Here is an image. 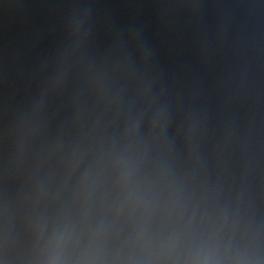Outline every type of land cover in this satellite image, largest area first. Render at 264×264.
<instances>
[{"label": "water", "instance_id": "1", "mask_svg": "<svg viewBox=\"0 0 264 264\" xmlns=\"http://www.w3.org/2000/svg\"><path fill=\"white\" fill-rule=\"evenodd\" d=\"M0 264H264V0H0Z\"/></svg>", "mask_w": 264, "mask_h": 264}]
</instances>
